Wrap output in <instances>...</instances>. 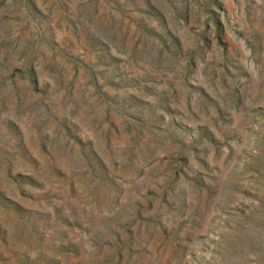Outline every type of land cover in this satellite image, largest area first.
I'll return each mask as SVG.
<instances>
[{
  "label": "rangeland",
  "instance_id": "obj_1",
  "mask_svg": "<svg viewBox=\"0 0 264 264\" xmlns=\"http://www.w3.org/2000/svg\"><path fill=\"white\" fill-rule=\"evenodd\" d=\"M0 264H264V0H0Z\"/></svg>",
  "mask_w": 264,
  "mask_h": 264
}]
</instances>
